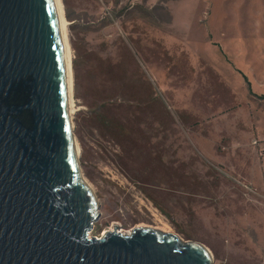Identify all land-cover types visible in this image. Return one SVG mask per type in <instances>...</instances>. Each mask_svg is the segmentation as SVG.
<instances>
[{"label":"rangeland","instance_id":"374dc122","mask_svg":"<svg viewBox=\"0 0 264 264\" xmlns=\"http://www.w3.org/2000/svg\"><path fill=\"white\" fill-rule=\"evenodd\" d=\"M62 1L73 51V122L80 168L101 204L91 236H101L115 225L128 233L142 226L170 230L184 241L207 247L211 264H264V138L255 137L256 152L246 159L231 154L230 168L217 176L224 185L213 196L146 186L143 179L154 174L148 177L134 172L166 152L164 140L175 141L177 135L191 146L193 136L183 128L178 112L183 104H192L195 85L177 87L174 82L183 56L195 62L197 86H202L204 68H212L215 86L227 83L239 95L238 103L246 106L249 126L264 135V0ZM103 39L108 42L106 48L100 46ZM147 41V54L135 49L134 45ZM89 49L101 55L90 56ZM129 50L169 103L177 118L174 128L154 122L147 127L142 112L135 120L128 101V67H135L128 58ZM103 57L121 60V80L114 67L106 70V63L100 62ZM138 86L145 88L142 82ZM172 87L176 90L171 91ZM101 112L113 120L101 125ZM116 124L120 127L115 128ZM129 127L142 141L139 147L147 149L142 159L133 157ZM116 129L119 131L114 133ZM251 135L235 145H243L246 151L245 142ZM148 139L164 142L156 150L151 144L150 150ZM245 167L250 176L244 173ZM159 199L164 200L161 205Z\"/></svg>","mask_w":264,"mask_h":264},{"label":"water","instance_id":"95a60500","mask_svg":"<svg viewBox=\"0 0 264 264\" xmlns=\"http://www.w3.org/2000/svg\"><path fill=\"white\" fill-rule=\"evenodd\" d=\"M55 0H0V264H211L203 244L137 227L91 236Z\"/></svg>","mask_w":264,"mask_h":264},{"label":"crops","instance_id":"0c3cea01","mask_svg":"<svg viewBox=\"0 0 264 264\" xmlns=\"http://www.w3.org/2000/svg\"><path fill=\"white\" fill-rule=\"evenodd\" d=\"M147 42L145 44L141 43L142 45H134L135 49H139L144 54H147L150 49V43L149 41ZM107 44V40L103 39L100 46L106 48ZM128 47L132 50L129 45ZM168 49L166 46L167 51ZM130 50L128 58L135 67L133 68L132 65L128 67V101L130 102L129 106L134 113L135 120H139L141 115L138 112H142L144 113L145 121H148L146 122L147 127H152L154 123H158L160 126L166 127V129L174 128L177 118L170 109L169 103L155 89L152 80L144 74L134 52ZM89 51L90 56L101 55L93 49H89ZM109 59V57H103L100 62L106 63L105 68L107 71H111L114 67V72L117 74L116 78L121 80V75L123 74L121 60L113 61ZM179 61L180 68L176 71L175 84L177 87H192L193 84L195 85L191 99L193 101L192 104H183L178 112L180 118L178 120L181 122L183 128L185 131L191 132V136L194 137L190 141L191 146L187 145V140L177 135H175V141L166 142L164 140L166 152L160 157H153L151 159L153 162L149 165H139L138 168H135L134 172L148 177L154 174L152 178L143 179L142 184L146 186H154L156 188L166 187L171 192L179 190V188L187 189L195 192L198 196H213V191L221 189L222 185H224L223 182L221 183L217 179V176L219 171L222 172L225 168H230L229 161L231 154H240L245 159L248 154L253 155L257 147L253 145L252 141L255 137L263 140L264 135H259L256 127L251 128L249 126L250 119L246 109L244 110L246 106L238 103L237 100V96L239 95L227 83L223 82L224 86H215L216 74L212 68L211 70L209 67L207 69L204 68L200 81L202 82V86H197L196 73L198 70L196 69L195 62H192L193 60L191 61L185 56L180 58ZM109 62L113 65L109 64ZM140 82L144 84L145 88L143 90L138 86ZM200 82L198 81L199 84ZM174 89L175 87H172L171 91ZM244 111L245 114L243 113ZM98 119L103 126L106 122L113 120L107 112L99 113ZM152 122L154 123L152 124ZM119 127V124L115 125V128ZM131 127L128 128V133L130 134V138H132L128 143L131 146L134 159L138 160L140 157L142 159V157L144 158L146 148L139 147L142 141L132 135ZM134 127H136L135 124ZM118 131L116 129L114 133ZM249 133H252V135L249 137V141L245 142L247 144L246 151H243V145L237 147L235 142L243 140L244 136ZM164 141L157 143L152 141V139H148L146 144H149L150 150L151 144H153V150H156L158 145H161V142ZM136 144L138 146H135ZM244 173L250 176L247 167H245ZM182 177H187V179L184 180ZM157 201L161 205L164 200L159 199Z\"/></svg>","mask_w":264,"mask_h":264},{"label":"bare ground","instance_id":"6f19581e","mask_svg":"<svg viewBox=\"0 0 264 264\" xmlns=\"http://www.w3.org/2000/svg\"><path fill=\"white\" fill-rule=\"evenodd\" d=\"M55 1H56L58 13H59L62 39H63V45H64V50H65V59H66V63H67V71H68V78H69L70 111H71V116L73 118V114L76 111V106H75V101H74L75 82H74V69H73V51H72L71 43L69 40L68 21H67L66 16H65V9H64V5H63V1L62 0H55ZM73 125H74V122H73ZM76 147H77V154L80 156V147H79V143H78L77 139H76ZM119 231H121V230H119ZM121 232H123V231H121ZM123 233L130 234L131 231L129 233L128 232H123ZM169 233H171L170 230H169ZM211 255H212V253H211Z\"/></svg>","mask_w":264,"mask_h":264},{"label":"built area","instance_id":"2783aa9c","mask_svg":"<svg viewBox=\"0 0 264 264\" xmlns=\"http://www.w3.org/2000/svg\"><path fill=\"white\" fill-rule=\"evenodd\" d=\"M256 143V142H255ZM95 226V225H94Z\"/></svg>","mask_w":264,"mask_h":264}]
</instances>
